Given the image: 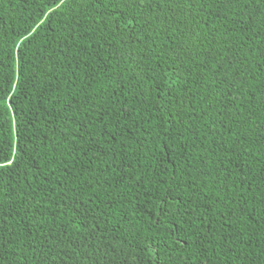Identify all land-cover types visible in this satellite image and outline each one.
<instances>
[{
	"label": "trees",
	"instance_id": "obj_1",
	"mask_svg": "<svg viewBox=\"0 0 264 264\" xmlns=\"http://www.w3.org/2000/svg\"><path fill=\"white\" fill-rule=\"evenodd\" d=\"M0 264H264V0H0Z\"/></svg>",
	"mask_w": 264,
	"mask_h": 264
}]
</instances>
